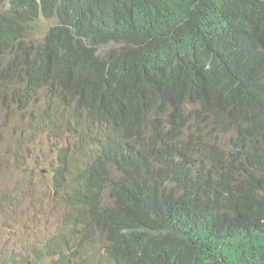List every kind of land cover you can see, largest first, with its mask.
Returning a JSON list of instances; mask_svg holds the SVG:
<instances>
[{
	"label": "trees",
	"instance_id": "obj_1",
	"mask_svg": "<svg viewBox=\"0 0 264 264\" xmlns=\"http://www.w3.org/2000/svg\"><path fill=\"white\" fill-rule=\"evenodd\" d=\"M2 53L0 85L86 125L53 264H264V0H6Z\"/></svg>",
	"mask_w": 264,
	"mask_h": 264
},
{
	"label": "rangeland",
	"instance_id": "obj_2",
	"mask_svg": "<svg viewBox=\"0 0 264 264\" xmlns=\"http://www.w3.org/2000/svg\"><path fill=\"white\" fill-rule=\"evenodd\" d=\"M4 2L1 1L2 6ZM54 24L55 20L40 18L31 29L32 36L40 39ZM8 88L6 83L0 88V261L52 264V256L44 254L52 238L64 243L67 219L61 195L68 185L67 175L77 173L86 160L81 145V140L86 139L79 135L72 149L74 134L68 129L60 132L58 128L64 123L71 125L64 122V111L58 112L59 118L54 111L47 114V95L22 103L16 92ZM5 91L10 101L2 96ZM51 102L64 104L66 99L53 98ZM47 115L55 119L56 130L42 121ZM209 126H205V131ZM223 148H228V139ZM65 151L72 167L63 171L64 179H58L60 158ZM69 190L70 186L66 191ZM78 228L83 229V225Z\"/></svg>",
	"mask_w": 264,
	"mask_h": 264
},
{
	"label": "bare ground",
	"instance_id": "obj_3",
	"mask_svg": "<svg viewBox=\"0 0 264 264\" xmlns=\"http://www.w3.org/2000/svg\"><path fill=\"white\" fill-rule=\"evenodd\" d=\"M260 13V12H259ZM2 54H4V53H2ZM1 54V55H2ZM5 55L6 54H4V57L3 56H1L0 57V61L2 60V59H5ZM53 71H55V70H53ZM53 71H52V73H53ZM55 73V72H54ZM1 86L2 85H0V88H1ZM8 90H10L9 88H8ZM73 91V90H72ZM5 92H7V91H5ZM4 92V93H5ZM8 93V92H7ZM9 94V93H8ZM3 96H4V94H3ZM17 98H19L20 99V101L23 103L24 101L22 100V98L21 97H17ZM49 102H50V100H49V98H47L46 99V106H48V104H49ZM62 111H64V106L62 105V104H60L59 105V108H58V112H62ZM63 117V116H62ZM64 118V117H63ZM64 122H66V120H65V118H64ZM68 123H71V125H67L66 123H64L63 125H60L58 128H59V130H60V132H64L65 130H70V133H72V134H74V142L71 144V148L73 149L74 148V146H76V144H77V137L84 131V129H85V127H86V125H82V124H77L76 122H74V121H72V122H68ZM72 124H75V126L74 125H72ZM14 153V152H13ZM63 154H64V152H63ZM63 154L61 155V161H62V164H63V159H64V157H63ZM13 157V156H12ZM62 178V179H64V175H63V171L62 170H59L58 171V175H57V178L59 179V178ZM67 179H68V186L64 189V191H63V193L65 194L64 196H62L61 195V198H62V201L64 202V204H65V206H66V196L68 195L67 194V189H68V187L69 186H72V184H73V182H74V179H69V177L67 176L66 177ZM63 193H61V194H63ZM112 193V191L109 189V188H105L104 189V193L103 194H108V195H110ZM116 195V194H115ZM0 196H2V195H0ZM6 203V202H5ZM4 203V204H5ZM7 206V205H6ZM107 211V213H111L112 214V216H116V214H117V212L116 211H112V210H110V209H107L106 210ZM51 241H53V243L55 242V240H54V238H52L50 241H49V243L51 242ZM65 242V241H64ZM92 249V248H91ZM53 262H54V260H53Z\"/></svg>",
	"mask_w": 264,
	"mask_h": 264
},
{
	"label": "clouds",
	"instance_id": "obj_4",
	"mask_svg": "<svg viewBox=\"0 0 264 264\" xmlns=\"http://www.w3.org/2000/svg\"><path fill=\"white\" fill-rule=\"evenodd\" d=\"M5 1H6V0H5ZM4 3H5V2H4ZM4 3H3V4H4ZM0 6H1V7H0V10H1V9H2V4H0ZM6 58H7V57H5V59H6ZM0 62H1V61H0ZM66 152H67V151H65L64 154H65ZM70 163H71V162H70ZM67 164H68V161H67ZM70 192H71V191H68L67 194H69ZM64 195H65V194H64ZM64 195H63V196H64ZM107 201L109 202V199H108ZM66 213H67V208H66V211H65V217H66V219H67V224H68L69 220H68V218H67ZM67 231H68V229H67ZM54 240H55V241H59V240L56 239V238H54ZM62 240H64L65 242H67L68 240H70V235L67 234V233H65V235H64V237H63ZM47 246H48V245H47ZM101 247H103V244L99 243V244H98V248H101ZM68 251H71V249L69 248ZM48 256H51V253H49ZM80 261H81V263H83V262H82V259H81ZM53 263H54V262H52V264H53Z\"/></svg>",
	"mask_w": 264,
	"mask_h": 264
}]
</instances>
